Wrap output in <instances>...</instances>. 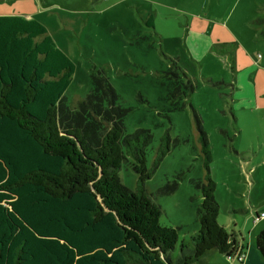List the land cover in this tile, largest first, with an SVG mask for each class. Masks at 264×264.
Segmentation results:
<instances>
[{
    "label": "trees",
    "instance_id": "obj_1",
    "mask_svg": "<svg viewBox=\"0 0 264 264\" xmlns=\"http://www.w3.org/2000/svg\"><path fill=\"white\" fill-rule=\"evenodd\" d=\"M74 72L42 22L0 15V264H191L211 251L243 250L241 234L219 222L212 153L197 111L207 173L194 182L202 202L189 248L178 227L161 224L164 210L154 198L174 193L177 184L154 193L146 186L171 150L168 133L149 167L153 134L127 131L130 109L104 68L93 67L78 107L65 103ZM170 87L178 97V84ZM195 88L191 81L189 91ZM124 164L137 174L134 190L121 181ZM256 246L264 256V229Z\"/></svg>",
    "mask_w": 264,
    "mask_h": 264
},
{
    "label": "rangeland",
    "instance_id": "obj_2",
    "mask_svg": "<svg viewBox=\"0 0 264 264\" xmlns=\"http://www.w3.org/2000/svg\"><path fill=\"white\" fill-rule=\"evenodd\" d=\"M0 15L39 20L73 60L67 105L78 107L88 94L95 65L105 69L130 109L127 131L148 129L153 134L149 167L168 133L171 150L146 186L154 193L177 184L174 193L154 198L164 210L161 224L178 227L180 241L189 248L199 229L202 202L194 182L207 173L197 111L212 153L219 222L256 245L261 230L254 229L256 213L241 207L249 205L251 191L253 201L264 205V166L255 188L249 174L264 159V109L241 113V94L248 95L255 83L264 88V0H0ZM171 58L178 59L174 63ZM171 81L178 84V97L169 95ZM191 81L194 91H189ZM242 82L248 86L241 89ZM120 178L136 188L131 166H122ZM171 256L180 257V243ZM192 264L237 263L215 250Z\"/></svg>",
    "mask_w": 264,
    "mask_h": 264
},
{
    "label": "crops",
    "instance_id": "obj_3",
    "mask_svg": "<svg viewBox=\"0 0 264 264\" xmlns=\"http://www.w3.org/2000/svg\"><path fill=\"white\" fill-rule=\"evenodd\" d=\"M263 68H264V65H263ZM255 69L259 70L261 68L258 66H255ZM242 83H241V89L246 88V86H248L246 84L247 82H242ZM252 91L248 95L241 94V113H244L245 111L255 112L256 109L259 110L261 108L264 109V88H262L258 83H255L254 90ZM262 112L264 113V111ZM244 151L246 152V149H244ZM262 166H264V159L259 161L258 163H255L253 166L250 167L249 174H251V177H253V182H255L253 184L254 185L253 188H255V184L257 185L263 180L262 176L259 175L260 174L259 168ZM252 196H253V192L251 191L250 199L248 201L249 205H245V204L242 205L243 207H241V211L250 212V213L255 212L256 218H254V229H257L259 227L262 230L264 229V217H262L261 214L264 212V210H262L261 213H260V210L264 208V205L259 204V202H254L252 199ZM238 232L241 234L240 231ZM238 241H239L238 244L241 245V249H243L242 252L244 256H243L242 263L236 260L237 264H264V260H263L264 256L259 253L257 246L253 242H250L249 244L245 243V240L242 234H241V237H238ZM242 244L244 245V247H242Z\"/></svg>",
    "mask_w": 264,
    "mask_h": 264
},
{
    "label": "built area",
    "instance_id": "obj_4",
    "mask_svg": "<svg viewBox=\"0 0 264 264\" xmlns=\"http://www.w3.org/2000/svg\"><path fill=\"white\" fill-rule=\"evenodd\" d=\"M262 217H264V212L262 213ZM243 252L242 250L236 251L233 254L227 255L228 259L230 260H237L238 262H242L243 260Z\"/></svg>",
    "mask_w": 264,
    "mask_h": 264
}]
</instances>
